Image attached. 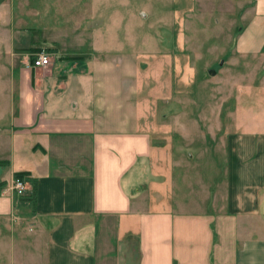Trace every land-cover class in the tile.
Segmentation results:
<instances>
[{
  "label": "crops",
  "instance_id": "1",
  "mask_svg": "<svg viewBox=\"0 0 264 264\" xmlns=\"http://www.w3.org/2000/svg\"><path fill=\"white\" fill-rule=\"evenodd\" d=\"M229 2L239 20L235 52L263 56L264 0ZM30 3L32 14L22 8L5 21L0 0V26H19L1 29L0 40L16 50L44 47L50 58L16 69L9 124L0 129V264H264V234L249 232L264 215V132L227 133L222 198L209 192L204 206L187 209L182 178L170 171L176 132L155 112L171 88L167 64L155 79L156 65L142 68L133 51L68 54L44 31L51 21L41 0ZM20 171L26 192L35 180L33 210L9 188Z\"/></svg>",
  "mask_w": 264,
  "mask_h": 264
},
{
  "label": "rangeland",
  "instance_id": "2",
  "mask_svg": "<svg viewBox=\"0 0 264 264\" xmlns=\"http://www.w3.org/2000/svg\"><path fill=\"white\" fill-rule=\"evenodd\" d=\"M4 1L8 6L4 19L10 12L15 17L22 8L24 15L32 14L30 0ZM39 9L42 18L51 21L44 31L63 50L68 48V54L91 48L97 54L133 51L142 68L151 62L156 65L155 79L167 64L171 88L166 99L157 102L155 112L167 123V131L176 132L168 147L173 156L170 171L177 183L182 178L179 199L188 194L189 210L204 206L209 192L221 199L226 189V134L264 132V54L235 52L233 36L239 20L229 0H41ZM18 27L4 24L0 30ZM40 51L47 52L41 47L28 55ZM21 52L0 40V129L9 124L5 113L9 94L15 99L16 69L28 56ZM144 75L140 70V81ZM139 106L144 116L142 90ZM262 216L250 233L264 234ZM103 236L100 232L96 238L98 261L104 258ZM114 239L111 243L116 246Z\"/></svg>",
  "mask_w": 264,
  "mask_h": 264
},
{
  "label": "built area",
  "instance_id": "3",
  "mask_svg": "<svg viewBox=\"0 0 264 264\" xmlns=\"http://www.w3.org/2000/svg\"><path fill=\"white\" fill-rule=\"evenodd\" d=\"M31 57L34 58L33 61L31 60ZM22 63L24 68L33 70L34 68L45 67L48 65L50 63V58L46 52L40 51L34 55L25 56V58L22 59ZM26 187L25 181L20 178H14L11 181L9 188L18 196H22L26 193Z\"/></svg>",
  "mask_w": 264,
  "mask_h": 264
},
{
  "label": "trees",
  "instance_id": "4",
  "mask_svg": "<svg viewBox=\"0 0 264 264\" xmlns=\"http://www.w3.org/2000/svg\"><path fill=\"white\" fill-rule=\"evenodd\" d=\"M22 50H26V51H30V52H32L33 50L34 51H36V50H39L38 48L37 49H35L34 47H32V48H26V49H22ZM74 58H76V57H74ZM33 57H31V60L33 61ZM27 172H25V171H20V172H16L15 174H14V178H20V179H22L23 181H25V179L24 178H26V176H27ZM36 185H35V180H32V187H31V192H29V191H27L25 194H23L22 195V197L25 199V200H27V201H29V203H30V208L33 210L34 209V207H35V198H36Z\"/></svg>",
  "mask_w": 264,
  "mask_h": 264
}]
</instances>
